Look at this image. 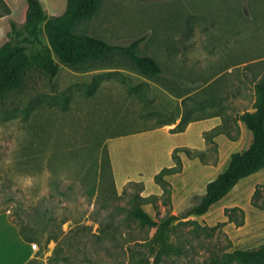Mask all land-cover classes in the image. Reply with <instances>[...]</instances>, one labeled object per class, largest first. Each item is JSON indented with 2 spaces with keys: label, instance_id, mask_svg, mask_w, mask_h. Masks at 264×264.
<instances>
[{
  "label": "rangeland",
  "instance_id": "rangeland-1",
  "mask_svg": "<svg viewBox=\"0 0 264 264\" xmlns=\"http://www.w3.org/2000/svg\"><path fill=\"white\" fill-rule=\"evenodd\" d=\"M58 1L49 18L66 11L67 0L64 9ZM15 20L25 22V11L17 9ZM77 31L122 45L141 39L140 53L164 72L147 78L119 52L81 68L61 64L53 80L28 69L20 87L0 95V218L28 241L29 264H128L134 252L148 251L156 231L128 216L132 197H162L155 175L174 164V149L194 147L203 156L180 152L184 169L171 182L177 209L162 199L143 205L155 220L196 204L231 154L250 146L240 116L253 110L254 83L264 76V0H106ZM42 41L48 44L45 34ZM95 79L100 86L90 96ZM183 117L202 121L175 133ZM213 117L230 137L206 139ZM112 138L119 172L134 179L121 187L105 163ZM234 189L208 214L191 217L201 228L178 225L173 240L188 256L170 264H207L213 254L264 244V168ZM227 208L244 224L231 222ZM36 209L47 213V225L23 228Z\"/></svg>",
  "mask_w": 264,
  "mask_h": 264
},
{
  "label": "trees",
  "instance_id": "trees-1",
  "mask_svg": "<svg viewBox=\"0 0 264 264\" xmlns=\"http://www.w3.org/2000/svg\"><path fill=\"white\" fill-rule=\"evenodd\" d=\"M105 1L67 0L66 11L62 15L49 18L41 0H27L25 24L20 28L13 23L8 34L9 40L0 47V95L20 87L27 70L32 67L42 69L53 80L60 74L61 64L75 69L81 68L87 63L105 60L117 52L134 60L135 67L143 76L155 78L162 75L164 70L160 62L150 54L140 53L141 39L122 45L77 31L81 23L94 19L100 13ZM9 14H11L10 6L5 0H0V18ZM43 34L48 38L47 45L42 41ZM33 44H38L39 48L29 53L30 45ZM99 86L100 80L95 79L88 85L87 93L90 96L94 95ZM254 89L256 98L253 110L246 111L240 116V120L252 133L250 146L246 150L231 154L228 166L208 183L206 193L196 198L198 201L196 204L181 214L172 213L163 220H155L143 207L145 204H153L156 207L160 199L164 202L172 201L173 185L167 177L183 172L184 162L180 152H186L189 158L203 156V151H192L189 147L174 149L173 166L164 167L155 175V182L163 190L162 197L133 195L128 216L137 220L142 226L155 228L156 231L147 242L148 251L137 254L134 252L128 264H170V261L176 262L180 258L187 257L188 253L184 246L173 240L178 225L194 222L200 227L199 223L191 219L192 216L208 213L213 205L227 196L242 179L264 168V76L255 81ZM191 122L193 119L185 121L183 117L175 133L184 132ZM174 123L173 121L172 124ZM221 134L231 136L225 123L207 131L206 139H209V136L216 138ZM105 163L112 170L109 154H105ZM234 210L235 208H227V216L231 222L239 226L243 225L244 219L231 213ZM24 218L26 221L21 222L24 224L23 228L33 231L45 227L49 222L47 213L42 212L41 209L26 214ZM203 228L206 231L209 229V227ZM212 229L215 230L216 227ZM29 239L34 240L33 237ZM207 264H264V244L249 249L213 254L207 260Z\"/></svg>",
  "mask_w": 264,
  "mask_h": 264
},
{
  "label": "crops",
  "instance_id": "crops-1",
  "mask_svg": "<svg viewBox=\"0 0 264 264\" xmlns=\"http://www.w3.org/2000/svg\"><path fill=\"white\" fill-rule=\"evenodd\" d=\"M5 1L7 2V4L11 8V14L3 16L0 18V39H4L9 34V32L11 31L10 25L12 27L13 23H16L18 26H21V27H23V25L25 24V22L19 23L15 20V13H16L17 9H22L23 11H25L26 15H27V10H28L27 0H5ZM41 1L43 2V5H44V8L46 11L49 8H55L59 5L58 0H41ZM61 6H62L61 8L64 9V7H65L64 1H63ZM9 22H11V23H9ZM210 119L218 120L217 117L207 118L206 120L210 121ZM199 121H202V120H197V121L191 122L187 126V129L184 132L188 131L190 128H192V126H194ZM219 124H220V122L218 120V122L212 123L211 126H209V128L205 131L211 130V129L215 128L216 126H218ZM205 131H202V135H201L202 138L204 136ZM218 138H220V137H218ZM113 139L114 138L110 139V141H109V150H110L113 170L115 173V179H116L118 186L121 187L126 182H128L129 180H134V179L130 178V176H127L123 171L119 172L118 167H117V163L115 160V156L113 155L112 150L110 148V145H111L110 143ZM189 148H194V147H189ZM170 152H173V149ZM183 161H184V159H183ZM171 166H173V164H170L169 166H166V167H171ZM211 167L213 168L214 166L211 165ZM177 175L168 176L167 179L173 183V179ZM179 175H181V174H179ZM139 179H141V178H138V180ZM174 187H175V185H174ZM175 189H176V187H175ZM235 190L236 189H233L227 196H225L219 202L228 198V196H230ZM172 202H173L175 208L177 209V207H176V194L175 193L172 196ZM219 202H217V203H219ZM213 207H214V205H213ZM204 215H206V214H204ZM30 253H31V248L29 246V243L25 238H23V236L20 234L17 227L15 225H13L11 222H9L7 219L0 218V264H29Z\"/></svg>",
  "mask_w": 264,
  "mask_h": 264
},
{
  "label": "built area",
  "instance_id": "built-area-1",
  "mask_svg": "<svg viewBox=\"0 0 264 264\" xmlns=\"http://www.w3.org/2000/svg\"><path fill=\"white\" fill-rule=\"evenodd\" d=\"M32 246H33V248H35V249H37V248H38V245H37V244H35V243H34Z\"/></svg>",
  "mask_w": 264,
  "mask_h": 264
}]
</instances>
